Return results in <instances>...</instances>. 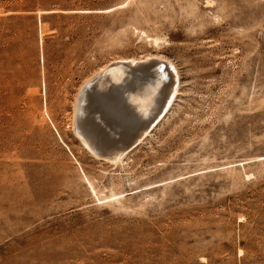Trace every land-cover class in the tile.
I'll return each instance as SVG.
<instances>
[{
    "label": "rangeland",
    "instance_id": "rangeland-1",
    "mask_svg": "<svg viewBox=\"0 0 264 264\" xmlns=\"http://www.w3.org/2000/svg\"><path fill=\"white\" fill-rule=\"evenodd\" d=\"M150 57L175 94L94 156L82 85ZM0 264H264V0H0Z\"/></svg>",
    "mask_w": 264,
    "mask_h": 264
},
{
    "label": "bare ground",
    "instance_id": "bare-ground-1",
    "mask_svg": "<svg viewBox=\"0 0 264 264\" xmlns=\"http://www.w3.org/2000/svg\"><path fill=\"white\" fill-rule=\"evenodd\" d=\"M106 72L109 75V79L107 76L104 77L109 80L108 82H105V86L106 83L109 85V88L106 90L110 96L113 95L114 98L110 100V102L113 104L112 107H116L117 109L112 111V107L105 103V105H108L106 110L109 112L107 120L110 125L108 126L106 136L104 133V137L111 135V139H113V137L118 138L117 131L120 130V128L126 131L128 129L136 128L142 122L146 121L144 118H146L150 112L155 113L160 108L155 114L152 122L146 128L142 129L136 140L137 142L152 128L166 106H168L172 96L175 94L176 88L174 86V75L170 73L169 67H167L166 63L158 60V57H150L148 59L145 58L142 61H136L133 59L131 61L123 60L112 62L86 82L91 81L93 78H99ZM105 86H99V89H103ZM117 98L119 102L117 101ZM115 103H118V105ZM150 106H153V109L149 110L148 108ZM136 119H138V121ZM141 119L144 120L141 121ZM135 120L139 122V124H137ZM80 140L89 151L85 142L81 138ZM130 148L123 150L114 158L105 160L118 162L120 160V155Z\"/></svg>",
    "mask_w": 264,
    "mask_h": 264
},
{
    "label": "water",
    "instance_id": "water-1",
    "mask_svg": "<svg viewBox=\"0 0 264 264\" xmlns=\"http://www.w3.org/2000/svg\"><path fill=\"white\" fill-rule=\"evenodd\" d=\"M106 76L109 79V75L106 72L103 73L101 77L93 78L91 81L82 85L76 101L75 113L76 133L85 142L89 151L101 159L114 158L123 150L132 147L142 129L146 128L152 122L155 114L160 109L159 108L155 113L150 112L148 116L146 115L147 117L144 118L146 121L142 122L136 128L128 129L127 131L120 128V130L117 131L118 138L113 137V139H111V135L104 137V133L106 136L108 126L110 125L107 120L109 112L106 108H108V105L111 107L113 106L110 100L114 98L113 95L110 96V94L107 93L108 91L106 89L109 88V85L106 83L105 86V82L109 80L104 78ZM99 86H105V88L99 89ZM105 103L108 105H105ZM115 104L118 105V103ZM111 109L115 111L117 108L112 107ZM148 109H153V106H150ZM144 119H141V121ZM136 120L138 121V119ZM137 121L136 123L139 124Z\"/></svg>",
    "mask_w": 264,
    "mask_h": 264
}]
</instances>
